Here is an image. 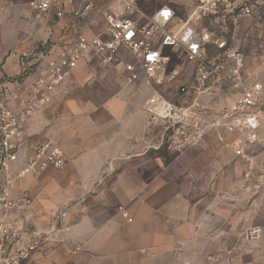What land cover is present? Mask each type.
<instances>
[{
    "label": "crops",
    "instance_id": "1",
    "mask_svg": "<svg viewBox=\"0 0 264 264\" xmlns=\"http://www.w3.org/2000/svg\"><path fill=\"white\" fill-rule=\"evenodd\" d=\"M1 39L0 65L16 80L7 83L15 103L29 97L31 82L19 83L22 45ZM83 64L25 128L26 155L53 139L67 161L62 170L48 168L19 180L12 191L14 199L31 203L11 220L43 238L27 264L243 262V247L229 240L241 236L233 222L238 219L223 200L204 191L213 187V168L223 169L221 152L205 147L206 136L180 154L151 148L145 110L122 95L102 98L94 86L89 95ZM260 238L256 243L264 252Z\"/></svg>",
    "mask_w": 264,
    "mask_h": 264
},
{
    "label": "built area",
    "instance_id": "2",
    "mask_svg": "<svg viewBox=\"0 0 264 264\" xmlns=\"http://www.w3.org/2000/svg\"><path fill=\"white\" fill-rule=\"evenodd\" d=\"M23 1L36 13L53 14L60 20L82 17L86 2ZM142 2L115 0L107 12L102 35H68L58 53L46 56L43 67L32 79L27 98L10 102L8 78L0 65V264H27L43 245L40 234L29 232L11 220L12 213L31 203L27 197H12L17 182L37 177L48 168L62 170L67 166L63 148L53 139L45 140L31 155H26V125L51 102L55 91L72 77L78 66L94 54L106 63L118 62L123 53L135 59L142 75L132 69L130 79H142L152 89L144 110L153 123L162 127L171 150L183 152L200 145L212 128L225 131L232 135L229 146L235 158L246 166L244 179L248 190L264 187V165L258 161V152L264 148V83L246 78L244 55L230 45L225 36L206 31L186 39L183 34L193 19L215 18L225 11L238 20L250 10L236 6L237 0H198L190 21L173 27L177 20L173 8L162 6L152 15H146L141 9ZM171 50L181 53L195 71L194 77L180 87L178 102L156 90L179 76V72L168 69ZM218 87L227 89L232 101L224 112L212 119L201 98ZM194 95L197 97L188 101ZM22 159L23 165L16 168ZM124 216L128 217L125 213ZM261 234L262 230L255 228L248 237L257 239Z\"/></svg>",
    "mask_w": 264,
    "mask_h": 264
},
{
    "label": "rangeland",
    "instance_id": "3",
    "mask_svg": "<svg viewBox=\"0 0 264 264\" xmlns=\"http://www.w3.org/2000/svg\"><path fill=\"white\" fill-rule=\"evenodd\" d=\"M114 1L86 0L82 17L71 20H60L53 14H38L23 0L1 1L0 43L3 45L1 38L18 40L24 50L20 55L19 83L21 84L22 80L32 82L38 69L43 67L46 56L58 53L68 35L72 34L74 37L78 34L88 37L102 35L106 29L107 12ZM162 6H170L176 12L177 20L173 23L174 27L190 21L198 7V0H143L141 9L146 15H152ZM236 6L249 9L250 13L238 20L225 11L215 18L193 19L183 33L184 38L198 37L206 31L225 36L230 45L243 53L246 78L252 82L264 83V0H237ZM2 47L4 48V45ZM169 54L171 63L168 69L179 72V76L156 90L170 100L178 102L180 87L194 77L195 71L181 53L171 50ZM84 63L81 67L85 75L83 84L89 95L93 93L91 86H94L95 91L101 92L102 98L122 95L144 111V104L153 91L145 85L144 80L130 79L132 69L142 75L131 55L123 53L122 59L118 62L106 63L102 57L94 54L86 58ZM7 81L15 83L16 80ZM196 97L197 95L191 96L188 101ZM201 101L214 119L227 109L232 96L227 89L218 87L203 96ZM148 130L151 148L171 150V144L164 137L162 127L153 123L150 118ZM262 135L264 137V120ZM231 138L232 135L216 128L210 129L206 134L205 147L221 152V157L216 159L223 162V169L220 172L213 168V187L204 191L208 192V196L214 201L223 200L227 204L229 214L238 219L233 222L241 236L229 237V240L230 245L238 242L244 249L243 262L240 261V264H259L257 257L261 249L257 246L256 239L248 237V234L251 230L260 228L262 234L259 244L264 245V187L255 191L248 190L244 179L246 166L235 158L229 146ZM258 161L264 165V148L258 152ZM261 254L264 256V252Z\"/></svg>",
    "mask_w": 264,
    "mask_h": 264
},
{
    "label": "snow or ice",
    "instance_id": "4",
    "mask_svg": "<svg viewBox=\"0 0 264 264\" xmlns=\"http://www.w3.org/2000/svg\"><path fill=\"white\" fill-rule=\"evenodd\" d=\"M164 15H165V16H167V15H168V13H167V12H165V13H164Z\"/></svg>",
    "mask_w": 264,
    "mask_h": 264
}]
</instances>
